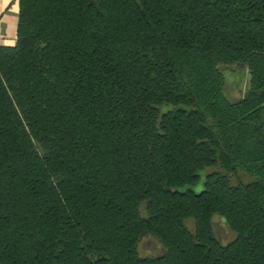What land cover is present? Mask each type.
I'll list each match as a JSON object with an SVG mask.
<instances>
[{
    "label": "trees",
    "instance_id": "trees-1",
    "mask_svg": "<svg viewBox=\"0 0 264 264\" xmlns=\"http://www.w3.org/2000/svg\"><path fill=\"white\" fill-rule=\"evenodd\" d=\"M177 52L203 55L220 90L198 93ZM220 65L247 67L243 99ZM146 238L163 253L141 256ZM0 264H264V0H18Z\"/></svg>",
    "mask_w": 264,
    "mask_h": 264
},
{
    "label": "rangeland",
    "instance_id": "rangeland-1",
    "mask_svg": "<svg viewBox=\"0 0 264 264\" xmlns=\"http://www.w3.org/2000/svg\"><path fill=\"white\" fill-rule=\"evenodd\" d=\"M5 42L10 43L11 40ZM203 57V55L191 54L187 52H177L175 54L176 59L183 62L190 61L195 66L196 74L193 77V81L196 85L198 93L199 89L203 90L204 86L206 85L209 86L205 87V90H207L209 94L215 91L218 92L220 89L217 87V81L209 71L210 67L207 61L205 60L206 58ZM218 70L223 76V87L221 88V92L224 93L225 97L230 102H236L238 100L243 99L246 96L248 90L250 89L251 84V76L247 67L238 68L237 65H220L218 67ZM213 108H215V111H221L219 104L215 105ZM239 137L244 156L251 157L254 155H259L258 150L255 149L248 141L245 132L240 131ZM237 176L243 182L249 181L250 179L246 174L242 172H239ZM231 182H236L235 176L231 177ZM187 226L190 230H192V221H188ZM213 226L216 231L217 237L221 243H227L233 239L234 235L228 229L227 225L225 224V219L223 217H215L213 220ZM162 253V247L157 243L156 240L152 238L144 239L139 245V254L141 256H158Z\"/></svg>",
    "mask_w": 264,
    "mask_h": 264
},
{
    "label": "crops",
    "instance_id": "crops-1",
    "mask_svg": "<svg viewBox=\"0 0 264 264\" xmlns=\"http://www.w3.org/2000/svg\"><path fill=\"white\" fill-rule=\"evenodd\" d=\"M17 15L18 0H0V45L15 43ZM8 40L11 42H5Z\"/></svg>",
    "mask_w": 264,
    "mask_h": 264
}]
</instances>
